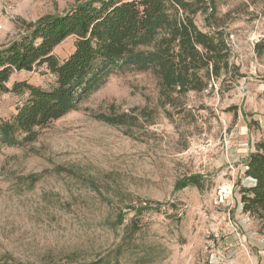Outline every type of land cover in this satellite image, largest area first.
Returning <instances> with one entry per match:
<instances>
[{
    "label": "rangeland",
    "instance_id": "rangeland-1",
    "mask_svg": "<svg viewBox=\"0 0 264 264\" xmlns=\"http://www.w3.org/2000/svg\"><path fill=\"white\" fill-rule=\"evenodd\" d=\"M82 1L0 0V48ZM211 1L216 18L194 20L224 33L232 79L173 109L160 103L154 66L113 68L34 142L0 148V264H264V218L239 206L244 161L263 139L264 0ZM74 41L53 56L64 61ZM16 82L50 90L56 78L41 65L14 72L7 87ZM25 100L2 95L0 122ZM190 175L202 188L175 191Z\"/></svg>",
    "mask_w": 264,
    "mask_h": 264
},
{
    "label": "trees",
    "instance_id": "trees-1",
    "mask_svg": "<svg viewBox=\"0 0 264 264\" xmlns=\"http://www.w3.org/2000/svg\"><path fill=\"white\" fill-rule=\"evenodd\" d=\"M215 12L211 0H85L64 15L27 24L22 34L0 48V97L26 95L13 119L0 122V148L34 142L40 131L75 111L113 68L154 66L160 103L173 109L187 94L206 91L211 81L232 79L236 69L224 33L217 27L204 32L194 20L203 14L208 23ZM68 37L75 38L74 51L59 62L52 52ZM41 65L56 78L52 89L24 82L7 87L14 72H31ZM102 120L115 124L107 117ZM252 126L258 124L248 121L247 129ZM261 134L263 139L244 161L242 178L248 183L239 189L241 213L258 220L264 218V128ZM200 180L196 175L184 177L175 191L190 185L201 189ZM149 208L140 205L139 211ZM125 214L119 213L118 222Z\"/></svg>",
    "mask_w": 264,
    "mask_h": 264
},
{
    "label": "crops",
    "instance_id": "crops-1",
    "mask_svg": "<svg viewBox=\"0 0 264 264\" xmlns=\"http://www.w3.org/2000/svg\"><path fill=\"white\" fill-rule=\"evenodd\" d=\"M11 77V76H10ZM10 79V78H9Z\"/></svg>",
    "mask_w": 264,
    "mask_h": 264
},
{
    "label": "built area",
    "instance_id": "built-area-1",
    "mask_svg": "<svg viewBox=\"0 0 264 264\" xmlns=\"http://www.w3.org/2000/svg\"><path fill=\"white\" fill-rule=\"evenodd\" d=\"M240 206V205H239Z\"/></svg>",
    "mask_w": 264,
    "mask_h": 264
}]
</instances>
